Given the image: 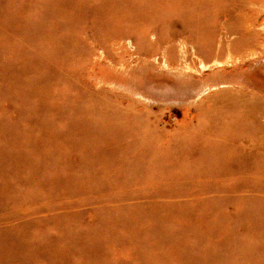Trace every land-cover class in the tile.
<instances>
[{"label":"rangeland","instance_id":"1","mask_svg":"<svg viewBox=\"0 0 264 264\" xmlns=\"http://www.w3.org/2000/svg\"><path fill=\"white\" fill-rule=\"evenodd\" d=\"M188 1L0 0V264H264V0Z\"/></svg>","mask_w":264,"mask_h":264},{"label":"bare ground","instance_id":"2","mask_svg":"<svg viewBox=\"0 0 264 264\" xmlns=\"http://www.w3.org/2000/svg\"><path fill=\"white\" fill-rule=\"evenodd\" d=\"M252 0H189L186 4V7L188 9V12L192 19H202L205 21H212V17L210 16V13L213 11H216L217 7V14H224L226 12L227 7H234L237 2L242 5V8H244L247 4V2H251ZM235 29H232L231 31H234Z\"/></svg>","mask_w":264,"mask_h":264}]
</instances>
